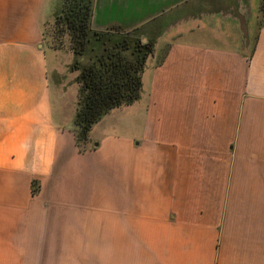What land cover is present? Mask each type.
<instances>
[{"label":"crops","instance_id":"obj_1","mask_svg":"<svg viewBox=\"0 0 264 264\" xmlns=\"http://www.w3.org/2000/svg\"><path fill=\"white\" fill-rule=\"evenodd\" d=\"M260 2L201 16L227 35L172 41L126 106L141 104L133 132L78 153L44 0H0V264H264Z\"/></svg>","mask_w":264,"mask_h":264},{"label":"rangeland","instance_id":"obj_2","mask_svg":"<svg viewBox=\"0 0 264 264\" xmlns=\"http://www.w3.org/2000/svg\"><path fill=\"white\" fill-rule=\"evenodd\" d=\"M248 1L253 4L255 0ZM62 3L63 0H44L47 11H43L41 18L42 44L49 57V77L57 98L56 104L63 112V126L68 127V133H65L66 138L69 137L67 146L71 148L73 143L74 150L78 153L93 150L94 142L97 146L98 140L103 136L119 137L111 129L124 134L133 132L132 127L141 122L142 118V113L137 115V112L144 99L143 92L150 74L148 69L159 63L172 41L211 31L227 35V25H223L221 30L220 20H209L201 16L215 12L243 15L248 9L247 0H92L87 32L89 44L83 52H75L70 47L72 43L69 34L56 36L59 34L56 32L58 24L54 21L61 13ZM146 17L150 18L133 27ZM123 46L127 49L121 53L126 58L134 61L143 58L141 93L136 100L140 103L111 109L91 126L83 140L79 138L81 127L74 124L79 93L78 76L81 71L79 66L91 64L99 52L107 54ZM93 128L95 131L92 133Z\"/></svg>","mask_w":264,"mask_h":264},{"label":"trees","instance_id":"obj_3","mask_svg":"<svg viewBox=\"0 0 264 264\" xmlns=\"http://www.w3.org/2000/svg\"><path fill=\"white\" fill-rule=\"evenodd\" d=\"M91 7L92 0H63L61 13L54 21L58 24L56 32L59 34L56 36L69 34L70 47L75 52H83L88 47ZM260 11H264L263 0L260 2ZM126 47L107 54L96 53L91 64L79 66L81 71L74 124L81 127L79 138L83 140L86 139L85 133L104 114L119 106L130 105L140 97L143 58L137 61L126 58L121 53ZM92 48L95 46L92 45Z\"/></svg>","mask_w":264,"mask_h":264},{"label":"water","instance_id":"obj_4","mask_svg":"<svg viewBox=\"0 0 264 264\" xmlns=\"http://www.w3.org/2000/svg\"><path fill=\"white\" fill-rule=\"evenodd\" d=\"M149 18H150V17H146L144 20L135 23L133 27L135 28V27L139 26L143 21H146V20L149 19Z\"/></svg>","mask_w":264,"mask_h":264}]
</instances>
